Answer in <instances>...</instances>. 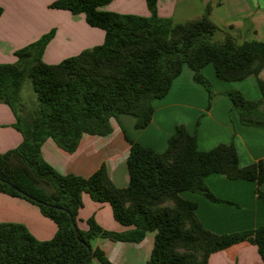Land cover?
Listing matches in <instances>:
<instances>
[{
    "label": "trees",
    "instance_id": "1",
    "mask_svg": "<svg viewBox=\"0 0 264 264\" xmlns=\"http://www.w3.org/2000/svg\"><path fill=\"white\" fill-rule=\"evenodd\" d=\"M110 1L56 0L51 4L83 13L90 26L104 30L102 44L59 63H47L42 54L51 33L16 51V62L0 63V102L13 109L15 127L23 136L16 148L0 153V192L38 205L58 226L52 239L42 241L22 224L0 223V264H115L103 250L94 249L91 240L139 242L148 231L156 235L147 264H209L212 253L242 241L256 245L264 260V224L242 232H213L196 215L197 203L180 195L189 190L221 201L206 185L209 175L221 173L231 180L255 181L256 193L264 201L263 161L241 166L234 143L203 151L196 134L181 124L166 150L158 152L126 134L131 148L130 182L125 188L114 184L104 165L89 177L64 175L42 157L46 138L74 152L83 134L108 135L111 118L122 113L136 117V128L146 127L154 115V101L168 94L184 64L209 91L210 101L212 85L203 72L207 64L212 63L224 81L256 76L260 99H248L237 89L226 93L242 124L264 127V80L260 77L264 40L238 43L231 35L221 43L210 40L218 26L209 18V6L201 18L174 24L158 14L156 0H148L149 16L102 10ZM25 78L30 79L38 100L31 119L18 113ZM84 193L94 201L110 203L115 219L129 228L107 230L91 217L88 229H80L77 216Z\"/></svg>",
    "mask_w": 264,
    "mask_h": 264
},
{
    "label": "crops",
    "instance_id": "2",
    "mask_svg": "<svg viewBox=\"0 0 264 264\" xmlns=\"http://www.w3.org/2000/svg\"><path fill=\"white\" fill-rule=\"evenodd\" d=\"M54 1L0 0V63L15 62L16 51L51 33L42 57L52 64L103 43V29L90 26L83 13L73 14L66 9L53 8ZM156 6L160 16L174 21L201 18L209 6V18L218 26L214 35L218 32L222 42L227 35L238 43L263 40L264 0H156ZM101 9L150 15L148 0H111ZM203 72L212 85L211 101L206 87L195 81L194 70L184 64L168 94L154 101V115L146 127L136 128V117L122 113L111 118L112 131L108 135L83 134L74 152L62 148L52 137L46 138L41 146L42 157L64 175L89 177L104 165L114 184L125 188L130 182L127 159L131 148L126 134L163 152L176 127L182 124L190 133L196 134L198 146L203 151L221 143H234L241 166L258 161L264 163V127L242 124L232 99L226 93L237 89L248 99H260L262 93L256 76L241 81H224L217 76L212 63L207 64ZM260 77L264 80V69ZM22 92L23 86L20 101ZM16 123L13 109L0 102V153L8 152L22 142L23 136L15 127ZM206 185L221 201H212L201 192L189 190L180 195L197 203L196 215L207 229L226 234L264 224V201L256 193L255 181L231 180L224 174L214 173L206 178ZM261 188L264 191V183ZM77 217L82 230L88 229L87 220L91 217L107 230L122 232L129 228L115 219L110 203L94 201L87 193L83 194V206ZM0 223L22 224L42 241L52 239L58 230L57 224L32 202L4 192H0ZM155 235V231H148L139 242L96 237L91 244L94 249L103 250L115 264H147ZM209 264H264V260L256 245L242 241L212 253Z\"/></svg>",
    "mask_w": 264,
    "mask_h": 264
},
{
    "label": "rangeland",
    "instance_id": "3",
    "mask_svg": "<svg viewBox=\"0 0 264 264\" xmlns=\"http://www.w3.org/2000/svg\"><path fill=\"white\" fill-rule=\"evenodd\" d=\"M173 22H174V24H177V23H183L185 21H183V20H177V21L175 20L174 21L173 20ZM209 39L212 41H218V42H222V40H223V39H221L220 34H218V32L215 35L214 34L210 35ZM261 39L264 40V35L261 37ZM42 59H43V57H42ZM12 63H14V62H12ZM48 63H50V62H48ZM22 86H23L22 101H19L18 113L23 118L31 119V117L34 116L35 110H36L37 105H38L37 94L34 91V88L31 84V81L29 78H25ZM20 100H21V96H20ZM34 205H36V204H34ZM36 206L40 209V207L38 205H36Z\"/></svg>",
    "mask_w": 264,
    "mask_h": 264
},
{
    "label": "water",
    "instance_id": "4",
    "mask_svg": "<svg viewBox=\"0 0 264 264\" xmlns=\"http://www.w3.org/2000/svg\"><path fill=\"white\" fill-rule=\"evenodd\" d=\"M43 204H47V203H43ZM48 205H50V204H48ZM55 207H56V206H55ZM56 208H58V207H56ZM74 227H76L75 224H74ZM88 249L91 250L90 247H88ZM87 259H88V257L86 258V260H87Z\"/></svg>",
    "mask_w": 264,
    "mask_h": 264
}]
</instances>
